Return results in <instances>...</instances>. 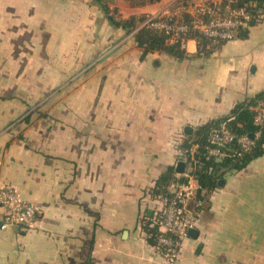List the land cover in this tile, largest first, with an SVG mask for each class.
I'll return each instance as SVG.
<instances>
[{"label": "crops", "instance_id": "0c3cea01", "mask_svg": "<svg viewBox=\"0 0 264 264\" xmlns=\"http://www.w3.org/2000/svg\"><path fill=\"white\" fill-rule=\"evenodd\" d=\"M179 1L109 6L130 18ZM181 47L144 55L96 0H0V188L39 212L30 230L3 228L0 204V264H264V155L206 195L176 262L141 228L185 128L264 91V21Z\"/></svg>", "mask_w": 264, "mask_h": 264}, {"label": "built area", "instance_id": "2783aa9c", "mask_svg": "<svg viewBox=\"0 0 264 264\" xmlns=\"http://www.w3.org/2000/svg\"><path fill=\"white\" fill-rule=\"evenodd\" d=\"M250 19L251 15L245 8L238 6V0H180L174 10L166 8L149 14L138 23L136 29L148 27L164 32L171 42L179 41L181 44L188 38L187 34L198 32L217 44L238 37L241 27L247 26ZM252 108L255 112L254 124L258 127L255 137H258L264 129V99ZM235 139L243 150H248L255 144L254 138L247 134L238 136L226 123H220L209 133V154L217 158L224 157L227 153L221 148ZM196 147L193 146L189 154H194ZM179 152L185 168L182 172L178 169L173 172V180L168 187L171 195L148 191L152 216L147 218L146 215L140 224L142 230L148 219L159 224L161 234L157 236L153 246L171 263L178 259L182 243L189 236V230L195 227L197 216L205 203V198L198 197V183L186 166V150L180 147ZM235 154L240 153L233 151L232 156ZM0 204L6 209L2 218L3 228L27 231L38 222L37 207L22 200L12 187L0 188ZM143 233L148 238L144 230Z\"/></svg>", "mask_w": 264, "mask_h": 264}, {"label": "trees", "instance_id": "16d2710c", "mask_svg": "<svg viewBox=\"0 0 264 264\" xmlns=\"http://www.w3.org/2000/svg\"><path fill=\"white\" fill-rule=\"evenodd\" d=\"M96 1L102 6L112 25L124 29L127 33L134 32V37L138 45L143 48L144 55L149 52L162 51L178 59L186 57L187 52L181 47V42L177 41L172 43L169 36L164 32L156 31L148 27L136 29L138 23L148 15L141 17L132 16L130 18L117 17L115 10L110 9L109 3L104 0ZM110 1L113 2L114 0H108V2ZM159 1L161 0H138L133 1V3L137 6H143ZM238 6H243L251 15L247 26H242L238 33L239 37L244 38L248 35L250 27L264 21V0H238ZM186 37H195L198 40V44L203 47L213 45L209 38L198 32L189 33ZM262 99H264V91L250 100L236 104L229 116L199 126L196 132L188 136V139L182 144L181 147L186 150L188 156L186 166L199 186L197 191L199 198H205V194L207 195L209 192L221 187L227 174L241 171L253 160L264 155V129L261 130L258 137H255L258 127L254 124L255 112L252 108ZM223 122L236 135L247 134L254 138L255 144L250 149L243 150L237 142V139H235L221 148L227 153L224 157L217 158L211 156L209 154V147L211 146L209 133L214 127ZM195 145L197 146L195 153L189 154V151ZM233 151L240 154L232 156ZM177 169L178 166L173 165L161 174L156 183V192L168 196L171 195V190L168 187L173 180V172ZM202 192L205 194L201 195ZM150 216L152 214H148L147 218H150ZM143 230L148 234L149 243L155 245L157 236L161 234L159 224H155L148 219L143 225Z\"/></svg>", "mask_w": 264, "mask_h": 264}, {"label": "water", "instance_id": "95a60500", "mask_svg": "<svg viewBox=\"0 0 264 264\" xmlns=\"http://www.w3.org/2000/svg\"><path fill=\"white\" fill-rule=\"evenodd\" d=\"M185 133L188 134V135H191L193 133V128L190 127V126H187L185 128ZM185 168V163L184 162H180L179 165H178V170L180 172H182ZM189 235L192 236V237H197L198 235V230L194 227V228H191L189 230Z\"/></svg>", "mask_w": 264, "mask_h": 264}, {"label": "rangeland", "instance_id": "374dc122", "mask_svg": "<svg viewBox=\"0 0 264 264\" xmlns=\"http://www.w3.org/2000/svg\"><path fill=\"white\" fill-rule=\"evenodd\" d=\"M104 1H106L107 3H109L110 4V2H108V0H104ZM117 1H120V0H117ZM124 3V6L126 7V8H130V7H139V6H137L135 3H133V1H138V0H122ZM146 5V4H145Z\"/></svg>", "mask_w": 264, "mask_h": 264}]
</instances>
